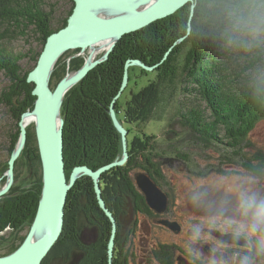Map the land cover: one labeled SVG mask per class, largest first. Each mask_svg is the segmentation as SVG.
I'll list each match as a JSON object with an SVG mask.
<instances>
[{
    "label": "rangeland",
    "instance_id": "rangeland-1",
    "mask_svg": "<svg viewBox=\"0 0 264 264\" xmlns=\"http://www.w3.org/2000/svg\"><path fill=\"white\" fill-rule=\"evenodd\" d=\"M197 1L198 0H193L189 3L191 6L189 23H191L190 20L194 16V10ZM145 5L146 4H140L137 10H143V7ZM193 6L194 8L192 11ZM72 7L74 8L73 0H44V9L47 12L52 11V30L53 28L58 27L63 22V20L68 16L69 11L71 9L73 10ZM116 12L118 13V11ZM124 12L126 11H122L120 14H133L129 11L125 14ZM221 13L222 14L218 17L219 19L216 20V23H224L222 21L224 20L227 25L225 26V31L229 32L232 37L234 36L235 39L233 38V41H235L232 42V40H230V36H228L229 40L227 45L221 47L223 51H228V54H224L219 59L221 63L226 64V70H224L223 72L226 85L233 87L234 92H239V90L235 89L241 88L243 86H251L254 80H258L264 77L263 61L260 64H257L252 70L246 71V73L240 79L237 80L236 78V74H238L242 70H245V68H247V66L249 65L248 63H250L251 59H253L255 55H264V31L259 29L258 25L256 24V22H259L264 18V6L262 4H259L257 6L254 5L253 8L246 7L237 12L229 10ZM114 15L115 14L110 16ZM156 22L157 21L149 24L146 27H149ZM146 27H144L143 29H145ZM141 30L135 31L133 33L139 32ZM189 33L190 30H188V34ZM39 36L40 35L37 31L33 30V28H30L27 31V35L25 37H20L19 39L7 44V48L16 54L28 53L30 55L20 62L23 72L31 69V67L34 65V62L31 59L33 56H35V53L40 52L41 54V52L43 51L46 41L44 42L43 46H41V43L38 41ZM123 37H121L120 39H122ZM183 39H185V37L175 42L170 50L165 53L162 60L155 65L148 66L141 60L137 59L127 60L130 61V63L140 62L141 65L132 63L128 67L127 85L122 95L120 96L122 98H119L117 100L120 102V107L118 110H115V108L114 110L118 122H120L122 127L127 132V145L128 141H130L129 143L131 144L135 143L136 150L134 152V160H137V164L135 165L137 167L126 174V180H122L121 177H117V180L119 182L115 181L114 183L110 180V178L114 176L113 169L125 166L130 158V154L133 155V153L129 152L127 147V160L123 164L119 163L124 158L123 139L121 132L113 124L120 135V140L122 143L121 152L116 161L100 167L104 168L111 166L112 164L110 168L101 172L98 178V187L101 198L104 202V206L111 213L115 220L114 236L113 238L112 236H110V239L112 238L113 241L111 250V264L113 262L114 256L113 248L115 244L118 221L121 222L123 229H130L133 228V224L136 219L142 218L144 219L145 226L141 227L140 230L146 233L161 235L169 232L168 230H171L173 232L176 231L177 227H179L180 224L183 234L177 237L174 236V239L186 238V235L189 234L188 231L191 228V230H193L192 233L201 236V240L203 241L206 238V235H208L210 232H213L217 236L219 230H212L215 226H217V222H221V225L223 226L226 225L232 227L231 225L233 219L225 216H229L230 212H234L233 209L236 210L237 205L240 206L241 202L246 201V203H255L256 209L257 206H261V204L263 205L264 118L255 122L251 130L246 134L244 138H242V132L238 134L239 132L232 131V129L229 128V135L228 133L226 134V130L222 126L219 128V130H213L210 133L200 135L197 133V131H191L190 127L184 124L183 120L180 119V116L183 115V112L177 117L175 116L179 112L178 107L184 106L183 109L193 108L195 110V113L197 109L203 111L205 117L204 119L208 124H210V122L214 123L213 121L215 119V116L212 113H209L207 110L206 103L205 101H203L202 94H200L199 92V84L198 86L195 84L191 68L186 69L182 74L179 75L177 80L174 79L173 83L170 81V77L162 76L163 66H160L161 63H165L173 47L180 42L182 43ZM119 40H116L115 46ZM236 41L237 43L240 42L241 48L236 44ZM191 47H193L191 43H185L183 47L185 49L180 55H178V57L175 58V61L173 63L175 67H178L180 65L181 68L185 67H182L185 62L184 59L187 56L186 54L191 50ZM94 48L95 50H98V52H96V54L94 55L90 51L91 48L90 50L86 49L83 51L79 49H72L62 54V56L58 59L54 66V70L49 81L50 88L55 91L58 85L66 77H68L69 74H76L87 62L96 60L101 61L95 67L106 62L110 54L114 50L113 48V50L109 52L108 56H106V52L108 51L110 46L105 49H99V46H96ZM75 65H77L78 68L72 70L71 68ZM142 65H145L147 68L143 67ZM61 74L63 75L62 79L58 81V77L61 76ZM82 79L80 81H82ZM80 81H78L72 87L76 86ZM8 87L9 80L2 73H0V94L7 91ZM152 87H155V89L159 88V91L156 93L158 102L156 105H154L156 107L152 113V116H150L147 121L145 120V122H143L141 113L142 111H139V108L145 103L146 105H149L151 94L145 95L143 97L140 96L139 92L142 89L146 90L151 88L153 90ZM67 92L65 94H67ZM64 97L62 100L61 108L63 105ZM136 98H138L139 100ZM146 99L148 100L147 102H145ZM1 102L2 100L0 97V164H2L0 166V190L3 189V186L7 182L9 159L11 158L13 152H15V149L19 148H17V143L12 153H10V150L12 149L10 139L11 136L15 133L16 127L15 122L12 121L10 117L8 108L5 107L3 103L1 104ZM129 104H131L130 106L132 107V110L128 109L127 106H129ZM126 110L131 111L132 115L128 114V117V115L125 113ZM27 127H33L35 133L34 122L27 125ZM128 129L130 130V132ZM145 136H151V139L146 142ZM151 146L154 148L153 159L155 164L153 166H147L141 159V156L143 151L146 152L147 149L150 150V148L148 147ZM145 148L146 150H144ZM24 150L25 144L20 149V153L14 162L13 183L11 185V189H17V191L20 192H27L32 190L37 181L38 183L41 182V184L43 185L42 166L40 167L41 169H38V166L34 164L32 160H27L24 154ZM138 162L143 164L144 166H147L150 170H144L143 168L139 167ZM114 163H119V166L113 165ZM15 169H17L18 173V177L16 179L14 178ZM72 173L73 172L69 174L68 178L66 177L68 183L70 182V176ZM142 175L147 177L149 181L152 182L153 185L160 191V193L164 194L163 196L166 197L165 201L156 203V205H154V202H152L149 196L147 197L145 191L143 190V185H140L137 181V178ZM83 176L91 178L87 174L83 173L78 177H75V182L69 191H71L73 187H76V182ZM91 180L93 183V190L97 199V205L105 214L104 210L100 207L93 179L91 178ZM128 186L133 187L135 196L127 194L122 190L124 189L128 191V189L124 188ZM11 189L0 197V201L10 194ZM190 189H195V193H193L191 197H189L186 193V191ZM199 192L200 199L198 201L196 198ZM82 193L83 192H80L79 190H75L74 195L76 199V205L74 207V210L72 211V214L65 215L64 208L63 228H65V232H63L62 230V236L60 235L58 240L50 249L47 256L42 260L41 264H96L99 260H101L100 256L104 255L92 238L93 232L95 230L94 226L98 224V226L102 227L104 220H102L101 213L98 210L95 214L91 210L85 209L88 203V199L87 196ZM137 194L142 195L141 200H139L138 202H136V199L138 197ZM225 194H230L233 198L235 197V201L232 198L229 199ZM74 195H72V199H74ZM11 197L14 198L15 195H11L10 198ZM149 203L152 204L154 208L151 207ZM225 204H229L228 207L225 208ZM142 205L145 207V212L142 216H138L137 213L139 210V206ZM247 205L249 206V204ZM243 211L245 212V214L248 213V210L244 209ZM150 214L155 216L169 214L173 216V219L179 224L177 226V224L174 223L175 221L168 220H161L157 223L155 221L156 219L149 218ZM105 216L109 219L106 214ZM69 222L72 226L70 228V231L67 232L69 228V226L67 225L69 224ZM239 222H237L236 228L247 229L245 224ZM31 224H26L20 231L18 230L13 232V229L10 227H6L4 230L0 231V257L8 256L19 248L21 239H23V241L25 240V237L30 230ZM110 224V234L112 235L113 230L111 221ZM157 225H162L164 226V228H158ZM207 227H210V231L207 229ZM202 229L207 230V232H204ZM167 235L169 234L167 233ZM73 236H76V238L80 236V239H82L83 242L80 243V240H77L78 244L75 243L76 241L74 242V240L72 239ZM219 236H221L224 242L231 241L236 244L245 245V242H243V238L240 236H225L223 234H219ZM150 238V236H146V239H149V241ZM210 238L215 237L211 236ZM227 239L231 240L228 241ZM23 241L21 242V244L23 243ZM135 241L137 240L135 239L133 243ZM143 243L144 242L142 241V244ZM55 245H57V247H55ZM139 245H141V243L135 242L137 250L141 247ZM80 247L84 250L82 251V253L80 252L81 249L79 250ZM209 247L211 248L212 252H217L219 254V250L217 247L213 245H210ZM149 249V246L144 247L145 255H147ZM138 253L142 254L141 251ZM179 260L180 262L178 264H195L189 262L186 258H184L183 260ZM206 261L209 264H225L220 261H215L214 259H206ZM226 264L229 263L226 262Z\"/></svg>",
    "mask_w": 264,
    "mask_h": 264
},
{
    "label": "trees",
    "instance_id": "trees-1",
    "mask_svg": "<svg viewBox=\"0 0 264 264\" xmlns=\"http://www.w3.org/2000/svg\"><path fill=\"white\" fill-rule=\"evenodd\" d=\"M259 4L264 6V0H198L194 16L190 20L191 23H189L191 6L188 4L179 9L174 15L120 39L108 60L95 67L82 81L64 95L61 116L64 121L63 157L66 177L68 178L76 167L86 166L95 171L106 164L116 161L119 157L122 143L120 135L111 120L109 110L113 98L117 95L122 85L126 61L137 59L148 66L155 65L162 60L165 53L170 50L175 42L184 37L185 39L182 40V43L180 42L173 47L164 63L165 65L163 62L161 63L160 66H163L162 76L170 77L169 79L173 83L174 79L177 80L180 74L191 68L195 84L197 86L199 84V92L202 94L207 110L215 116L213 121L215 124L211 122L208 124L204 119V112L197 108L198 111L196 110L195 113L193 108L183 109L184 106H179V112L175 116L177 117L183 112L180 119L190 127L191 131H197L200 135L219 130L222 126L226 130V134L230 133L229 128H231L232 131L239 132L238 134L242 132L241 137L244 138L254 123L264 118V77L254 80L251 86L235 89L239 90V92L235 91L236 93L233 87L226 85L223 75L224 70H226V64L221 63L219 58L224 54H228V51H223L221 47L227 45L228 36H230L232 42L235 41H233L235 37L225 31V26L227 25L224 20H222L224 23H216V20L219 19L221 12L229 10L237 12L246 7L253 8L254 5L257 6ZM71 12L72 9L69 11L68 16ZM68 16L58 27L53 28V31L51 29L52 11L47 12L44 9V0H0V73L9 80L7 91L1 93L0 97L2 100L1 104L3 103L8 108L10 117L15 122L16 127L15 133L10 139L12 147L10 153H12L19 140V122L22 116L31 111L34 106L33 85L27 83L26 79L28 73L36 65L40 52L35 53V56L32 57L31 60L34 65L31 69L23 72L20 62L30 55L28 53L16 54L7 48V44L20 37H25L27 31L33 28L39 33L38 41L43 46L49 35L66 26ZM256 24L259 29L264 31V18L256 22ZM188 30H190L189 34ZM186 42L191 43L193 47L186 54L187 56L182 66L185 67L181 68V65L175 67L173 64L175 58L185 49L183 47ZM236 44L241 48L240 42L237 43L236 41ZM263 56V54L255 55L248 63L247 68L236 74L237 80L246 71L252 70L257 64L263 62ZM76 68H78L77 65L71 69L75 70ZM62 76L61 74L58 77V81L62 79ZM152 88L153 90L151 88L142 89L139 92L140 96L143 97L151 94L149 105L145 103L139 108V111H142L143 122L152 116L156 107L154 105L158 102L156 93L159 88ZM147 101L146 99L145 102ZM130 105L127 107L132 110ZM119 107L120 102L117 101L115 110H118ZM125 113L132 115L131 111L126 110ZM26 132L25 157L27 160H32L39 169L41 163L34 128L27 127ZM145 139L148 142L151 136H145ZM129 142L128 150L133 155L130 154L125 166L113 169L114 176L110 180L114 183L115 181L119 182L117 177L126 180V174L137 167L135 166L137 160H134L135 143L131 144ZM148 148L150 150L144 149L146 152L143 151L141 159L147 166H153L155 164L153 159L154 148L152 146ZM138 164L144 170H150L147 166L139 162ZM17 174V169H15V179L18 177ZM124 188L128 189V191L122 189L124 192L135 196L132 186ZM75 190H79L87 196L88 203L85 209L91 210L95 214L97 210L101 213L105 224L100 227L108 228L109 232L111 230L110 221L97 205L93 183L89 177H81L76 182V187L69 191L65 205V215L72 214L74 210L76 205ZM41 191L42 184L41 182L38 183V181L33 186V189L27 192L11 189L10 194L0 201V231L6 227H11L13 232L20 231L26 224H31L36 214ZM11 195H15V197L10 198ZM72 195H74V199H72ZM141 196L138 195L136 202L141 200ZM67 226H69L67 231L69 232L72 225L69 222ZM63 232H65V228H63ZM72 239L77 243L76 236H73ZM22 241L23 239H21Z\"/></svg>",
    "mask_w": 264,
    "mask_h": 264
},
{
    "label": "water",
    "instance_id": "water-1",
    "mask_svg": "<svg viewBox=\"0 0 264 264\" xmlns=\"http://www.w3.org/2000/svg\"><path fill=\"white\" fill-rule=\"evenodd\" d=\"M74 8L64 28L51 34L45 42L36 66L28 73L27 83L33 84L32 96L35 97L32 112L35 115V138L40 156L43 185L37 214L31 224L30 230L19 248L8 256L0 257V264H41L50 249L61 235L64 221V208L67 195L75 182V177L87 174L93 179L100 207L109 217L112 223V238L115 231V220L111 213L105 208L99 191L98 178L101 172L112 166L100 168L93 171L86 166L73 169L68 183L65 175L63 160V125L64 121L60 116L59 105L63 93L67 92L74 84L86 77L101 61L87 62L71 80L66 78L58 85L55 92L49 88V77L58 59L72 49L86 50L105 40H113L106 52L113 50L116 40L124 35L141 30L149 24L164 19L176 13L193 0H73ZM149 6L141 11L137 8L140 4ZM106 7L120 8L121 11L132 12V15H122L119 12L114 16H101L95 11ZM194 6L192 7L193 11ZM118 10V9H117ZM140 64V62H132ZM127 61L124 69L123 82L119 92L110 104V116L113 124L122 134L124 158L119 162L127 160V132L122 127L115 114V102L120 98L128 81V67L132 64ZM141 65V64H140ZM146 67L145 65H142ZM147 68V67H146ZM63 100V99H62ZM31 112V111H30ZM26 114V113H25ZM24 116V115H23ZM23 116L19 122L20 136L19 146L22 148L26 141V128L22 124ZM17 144V145H18ZM20 148L15 149L9 159L7 182L13 183V166ZM119 163L113 165L119 166ZM79 174V175H78ZM78 175V176H77ZM138 183L143 185L147 197L156 203L166 200L164 194L149 181L144 175L137 178ZM9 186L0 190V197L3 196ZM150 204V203H149ZM151 207L152 204H150ZM154 208V207H153ZM163 223V222H161ZM112 238L110 239L108 252L109 264L112 256Z\"/></svg>",
    "mask_w": 264,
    "mask_h": 264
},
{
    "label": "flooded vegetation",
    "instance_id": "flooded-vegetation-1",
    "mask_svg": "<svg viewBox=\"0 0 264 264\" xmlns=\"http://www.w3.org/2000/svg\"><path fill=\"white\" fill-rule=\"evenodd\" d=\"M194 190L195 189H190L186 191L189 197L195 193ZM197 195L198 196L196 199L199 201L200 192ZM226 196L229 199H234L235 201V197L233 198L230 194ZM262 203L263 205L261 204V206H257L256 209L255 203H246V201L241 202L240 206L237 205L236 210L232 208L234 212H230L229 216H225L233 219L231 225L232 227L226 225L223 226L221 225V222H217V226H222H215L214 229H212L217 231L219 230L217 236L213 232H210L208 235H206V238L203 241L201 240V236L192 233L193 230H191V228L188 231L189 234L187 233L188 235H186V238L174 239V236L177 237L183 234V231L180 224L177 223L173 219V216L169 214L161 216L150 214L149 217L150 219H156L155 221L157 223L161 220H168L175 221L174 223H176L177 226L179 224V227H177L176 231L173 232L168 230L169 232L167 233L169 235H167V233H164V235L146 233L140 230L141 227L145 226L144 219L142 218L136 219L134 221L133 228L130 229H123L121 222L118 221L115 244L113 248L114 256L112 264H178L180 262L179 259L183 260L184 258L195 264H209L206 259H214L215 261H220L225 264L226 262L229 264H264V200ZM247 204H249V206ZM228 205L229 204H225V208L228 207ZM244 209L248 210V213L245 214L243 211ZM144 212L145 207L143 205L139 206L137 213L138 216H142ZM239 221L242 224H245L247 229L236 228V224ZM104 224L105 223L103 221V225ZM157 226L158 228H164L162 225ZM94 229L95 230L93 232L92 238L96 242L95 244H97L98 248H100L104 254L100 256L101 260H99L96 264H105L106 260V264H108V246L111 230L108 232V228H101L98 226V224L94 226ZM207 229L210 231V227H207ZM203 231L207 232V230ZM219 234H223L225 236H240L243 238L245 245L231 242L230 240L232 238L227 239L230 242H224ZM146 236L151 237L150 241L149 239H146ZM211 236H214L215 238H210ZM135 239L137 240L135 242L141 243V245H139L141 247L138 250L136 249L135 242L133 243ZM77 240H80V243L83 242V240L80 239V236H78ZM142 241L144 242L143 244ZM210 245L217 247L219 254L217 252H212L211 248L209 247ZM145 246L150 247L147 255L144 254ZM80 249L81 247L79 250ZM82 251H84L83 248L80 250V252L82 253ZM140 251L142 254L138 253Z\"/></svg>",
    "mask_w": 264,
    "mask_h": 264
},
{
    "label": "bare ground",
    "instance_id": "bare-ground-1",
    "mask_svg": "<svg viewBox=\"0 0 264 264\" xmlns=\"http://www.w3.org/2000/svg\"><path fill=\"white\" fill-rule=\"evenodd\" d=\"M149 6V3H147L143 8H146V7H148ZM114 8H116V7H106V8H104V9H98V10H96L95 12L96 13H99L100 15H103V16H105V17H107V16H110V15H113V14H116L117 12L116 11H118L119 13H121L122 11L121 10H119L120 8H117V9H114ZM113 9V10H112ZM126 12H124V14H125ZM71 15V14H70ZM129 15V14H128ZM112 41L113 40H105V41H102V42H100L98 45H95V46H93L92 48H91V53L94 55V54H96V52H98V50L96 49L95 50V48L94 47H96V46H99V49H105V48H108L111 44H112ZM90 59H91V56H90ZM90 61V60H89ZM54 69V68H53ZM53 69H52V71H53ZM52 71H51V73H52ZM51 73H50V76H51ZM74 75L75 74H69L68 75V77H67V79H66V81H68V80H71L73 77H74ZM49 80H50V77H49ZM33 85V84H32ZM49 88H50V86H49ZM51 89V88H50ZM52 90V89H51ZM53 91V90H52ZM53 92H55V91H53ZM66 93V92H65ZM65 93H63V95L61 96V98H60V102H59V105H60V103H61V101H62V99H63V97H64V95H65ZM60 112V111H59ZM35 119V115H34V113L32 112V110H31V112L30 111H28L26 114H24V116H23V119H22V124L25 126V127H27V125H29V124H31L32 122H33V120ZM127 140V139H126ZM20 148L21 149V147L19 146V144L17 145V148ZM127 147H128V145H127ZM63 160H64V157H63ZM13 169H14V166H13ZM8 171L9 170H7V180L9 179V174H8ZM7 186H9V189L7 190V192L8 191H10V189H11V186L9 185V183L8 182H6V184L3 186V188L4 187H7ZM42 193V192H41Z\"/></svg>",
    "mask_w": 264,
    "mask_h": 264
}]
</instances>
